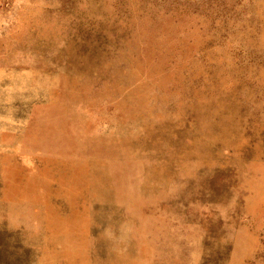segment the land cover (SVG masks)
Masks as SVG:
<instances>
[{
	"label": "rangeland",
	"instance_id": "rangeland-1",
	"mask_svg": "<svg viewBox=\"0 0 264 264\" xmlns=\"http://www.w3.org/2000/svg\"><path fill=\"white\" fill-rule=\"evenodd\" d=\"M0 264H264V0H0Z\"/></svg>",
	"mask_w": 264,
	"mask_h": 264
}]
</instances>
